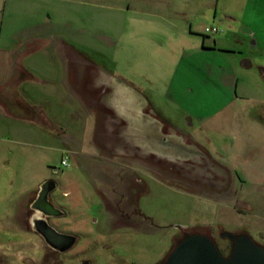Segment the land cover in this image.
Instances as JSON below:
<instances>
[{
  "label": "rangeland",
  "instance_id": "obj_1",
  "mask_svg": "<svg viewBox=\"0 0 264 264\" xmlns=\"http://www.w3.org/2000/svg\"><path fill=\"white\" fill-rule=\"evenodd\" d=\"M42 1L35 19L59 33L18 58L4 48L25 47L31 17L0 6V262L164 264L194 232L225 254L227 231L264 245V0H192L194 36L216 48L159 36V51L135 12L159 0H130L126 26L121 11ZM50 178L66 212L50 222L78 236L61 254L30 226Z\"/></svg>",
  "mask_w": 264,
  "mask_h": 264
},
{
  "label": "crops",
  "instance_id": "obj_2",
  "mask_svg": "<svg viewBox=\"0 0 264 264\" xmlns=\"http://www.w3.org/2000/svg\"><path fill=\"white\" fill-rule=\"evenodd\" d=\"M4 1H6L7 9H9V12L11 14L18 15L21 10H23L29 15V18L31 17L28 22L24 23L19 27L24 30L21 34L20 41L23 45H25V47L20 50H17L16 48H4L6 56L8 54H13L16 55V58H18L24 52L28 51L29 47L27 46L41 45L43 47L44 45L42 44H45L47 41L50 40V38L54 37L56 34L59 33L58 31L57 33L53 31L51 32V28H48L44 21L35 19V16H38L40 14V6L43 3L42 0H0V6ZM68 1L72 3L75 7H77L78 4L84 5L86 6V8H89L88 10L90 11L93 10V7H96L95 9H97L100 14L106 12L109 9L117 10L118 12L121 11L122 15H118V19L120 18L122 25L126 26L125 14L127 12V9H129V6L131 5L129 3L130 0H67V2ZM166 1L167 0H159L153 2L151 5H137V9L135 11L140 14V17L137 19L136 22H139L138 24L141 23L143 26H148V28L151 30V36H153L148 38V40L150 42H154V46L157 45L160 47L159 49H157V51H159L163 46L162 41L158 39L159 36L160 39H172L176 37H183L185 47L192 46L191 48L194 49L216 48V39H213V41L204 38L199 41L196 36H194L197 34H195V32L193 31L194 27L192 25V22L189 21L190 19H188V17L192 14V7H198L195 2H191L192 0H176L177 2H179V4H173V0H169L170 2L166 4ZM176 16H183L186 20V24H188L189 27H187L186 25H182L180 22L175 21L174 19L176 18ZM143 22H145L146 25H144ZM134 24L135 26L138 25L137 23ZM199 42L201 45H199ZM36 51H38V48L36 49ZM64 56L66 57L70 71L72 72L74 64L81 59L76 55L75 52L72 51L71 47L67 46L64 47ZM84 70H86V67H84ZM262 71L264 73V70ZM12 103L14 106L13 108H15V103ZM11 106L12 105H10L8 108H11ZM9 114H12L14 117H16V115L12 112ZM29 201L30 192L26 194L25 197L17 200L14 215L17 216L18 221L22 220L24 213L27 211Z\"/></svg>",
  "mask_w": 264,
  "mask_h": 264
},
{
  "label": "water",
  "instance_id": "obj_3",
  "mask_svg": "<svg viewBox=\"0 0 264 264\" xmlns=\"http://www.w3.org/2000/svg\"><path fill=\"white\" fill-rule=\"evenodd\" d=\"M51 182L52 180H47L42 187H48ZM41 196L47 212L58 214L57 208L47 196L43 193ZM33 223L34 228L53 247H58V242H63L62 248L68 249L76 241L75 235L58 231L44 218H35ZM224 235L233 242L228 255L221 251L210 235L194 232L186 234L178 242L165 264H264V245L255 241L252 236L229 231Z\"/></svg>",
  "mask_w": 264,
  "mask_h": 264
},
{
  "label": "flooded vegetation",
  "instance_id": "obj_4",
  "mask_svg": "<svg viewBox=\"0 0 264 264\" xmlns=\"http://www.w3.org/2000/svg\"><path fill=\"white\" fill-rule=\"evenodd\" d=\"M48 180H52V182L48 185V187H45L43 188V184L45 182L42 183V185L40 186V189L36 192V194L34 195V197L32 198V200L30 201V207L33 211H36V210H40L41 211V215H38V214H35L33 220L35 218H44L46 219L52 226H54L58 231L60 232H63V233H67V234H73L76 236V241L75 243L69 247L68 249H63L62 246H63V242H58V247H53L51 246L50 244H48L56 253L58 254H61V253H64L66 251H69L71 250L75 244L77 243V240H78V236L74 233H71V232H67V231H64L62 229H59L56 225H53L51 222H50V218L52 217H62L65 215V210L63 208H61L52 198V195L58 190V184L57 182L54 180V179H48ZM44 194L47 196L48 200L57 208L58 210V214H55V213H48L47 212V209H45L46 207L43 205L42 203V196L41 194ZM62 195H67V193H62ZM60 210V211H59ZM60 212V213H59ZM33 220L32 222H30V226H32L34 228V223H33ZM35 229V228H34ZM36 230V229H35ZM37 231V230H36ZM38 232V231H37ZM40 234V233H39ZM41 235V234H40ZM42 236V235H41ZM43 237V236H42ZM43 239L45 240V238L43 237ZM213 239V238H212ZM46 241V240H45ZM47 242V241H46ZM217 244V243H216ZM219 247V246H218ZM233 248V244L230 246V250L227 254H225L222 250V252L225 254V255H228L231 250ZM89 262L88 261H84V264H88ZM0 264H9L8 262L6 261H1ZM165 264V263H164Z\"/></svg>",
  "mask_w": 264,
  "mask_h": 264
},
{
  "label": "built area",
  "instance_id": "obj_5",
  "mask_svg": "<svg viewBox=\"0 0 264 264\" xmlns=\"http://www.w3.org/2000/svg\"><path fill=\"white\" fill-rule=\"evenodd\" d=\"M205 31L206 32H212V33H215V32H217V31H219V27L218 26H207L206 28H205ZM64 162V164L66 165V160H64L63 161Z\"/></svg>",
  "mask_w": 264,
  "mask_h": 264
}]
</instances>
